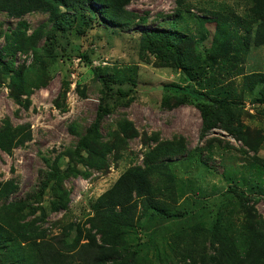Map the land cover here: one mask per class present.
<instances>
[{"label":"rangeland","instance_id":"374dc122","mask_svg":"<svg viewBox=\"0 0 264 264\" xmlns=\"http://www.w3.org/2000/svg\"><path fill=\"white\" fill-rule=\"evenodd\" d=\"M127 8L146 19L118 27L84 11L75 19L65 16L51 39L49 13L13 17L0 10V50L5 33L21 29L30 35L44 25L35 42L38 57L29 44L13 57L27 88L20 90L0 66V132L10 129L24 138L11 150L0 147V264H17L22 226L31 238H51L70 224L73 230L88 228L97 197L128 168L144 167L147 153L169 141L185 146L165 158L172 191L158 186L163 210H150L125 236L128 249L137 251L136 264H172L189 249L209 256L214 224L220 237L232 241L264 225V104L245 86L247 74L262 73L264 79V44L251 41L243 51L245 39L264 22V0H131ZM218 26L228 36L226 50L216 53L207 48ZM172 28L185 37L181 47L194 68L190 74L169 54L143 45V32ZM212 54L222 57L213 61ZM101 77L114 91L104 88ZM171 83H190L210 95L224 92L240 105L202 134V110L191 101L175 104L177 93L163 87ZM118 87L127 95H119ZM262 89L259 83L256 94ZM104 101L109 111L97 134L76 151ZM233 187L250 199H238ZM53 200L58 209H52Z\"/></svg>","mask_w":264,"mask_h":264},{"label":"trees","instance_id":"16d2710c","mask_svg":"<svg viewBox=\"0 0 264 264\" xmlns=\"http://www.w3.org/2000/svg\"><path fill=\"white\" fill-rule=\"evenodd\" d=\"M130 1L0 0V10L7 12L13 17H21L32 11L49 13V20L53 22L48 31V38L51 39L54 32L62 28L65 16L75 19L76 14L84 11H90L106 25L118 27L129 26L138 18L140 21L145 20V17H139L138 14L127 8ZM92 4L99 5L100 8L94 9ZM63 10H68L69 13L64 14ZM20 26L27 29L28 23L21 20ZM43 30L44 25L35 29L30 35H27L26 31L21 29L4 34L6 44L0 50V66L6 74L10 73L13 83L18 84L20 90L27 86V81H23L21 71L15 68L13 57L23 44H29L32 47L33 55L37 58L39 51H37L38 48L35 46V42L42 35ZM227 36L228 32L226 29L218 26L216 33L212 37V44L207 50L209 48L211 50L214 49L217 53L218 48H223L225 51ZM142 39L144 47L153 52L169 54L177 67L181 68L183 72L190 74L188 68L193 67L187 66L188 53L181 47L185 42V37L182 33L175 28L156 29L143 32ZM251 41L254 46L264 44V22L262 20H260L254 35L250 34L245 39L243 51L249 49ZM212 55L213 61L222 57L216 54ZM81 56L87 62L91 61L86 53H82ZM262 77L263 74L258 72L247 74L246 79L248 81H246L245 86L254 93L255 102L264 104V91H262L264 89L258 90L257 94L255 91L259 83L264 85ZM101 80L106 90L114 91L105 77H101ZM163 87L177 93L175 104L191 101L202 110L205 119L202 134H207L210 129L219 125L221 122L219 119L220 114H226L229 108H236L240 105L239 101L230 98L224 92L222 93L223 96L210 95L198 91L190 83L183 86L171 83L165 84ZM116 91L119 95H127L126 90L121 87H118ZM167 101L169 99L165 100V102ZM212 107L217 108V111L215 110L212 113L210 110ZM108 111V105L105 101L104 103L101 102L94 122L88 128L86 135L80 138L76 151L87 147L88 138L92 133L97 134L103 116ZM23 141L24 138H17L10 129L0 132V147L3 149L11 150L15 145L23 143ZM184 150L185 146L182 141L161 143L147 153L144 159V167L132 166L125 170L110 188L97 197L93 206L94 214L88 218L87 223L89 226L85 230H73V225L70 224L68 230H63L61 234L51 238H47L44 234L31 238L27 236L29 234L28 232L26 233L22 226L18 230L21 235V241L15 242V247L17 248L16 263L136 264L137 251L131 252L128 249L125 245V236L135 229L150 210H163L161 201L158 199V194H160L157 190L158 186L163 189V192H171L173 181V175L165 158L180 154ZM232 192L243 202H247L250 199L245 190L239 187H233ZM0 194H3L1 184ZM58 207L59 203L53 200L52 209H58ZM7 217L9 220V216ZM257 227L259 229L258 232L256 231L251 235L247 233L240 241H232L227 236L220 237L217 233V224H214V232L210 242V245L215 250L214 253H210L207 256L205 253L199 254L189 249L187 252L181 253L178 262L172 264H264V228L260 229L264 225L259 223ZM73 231H76L77 235L72 240H68Z\"/></svg>","mask_w":264,"mask_h":264}]
</instances>
